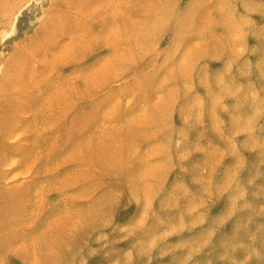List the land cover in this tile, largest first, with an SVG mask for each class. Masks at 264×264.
Here are the masks:
<instances>
[{"label": "rangeland", "instance_id": "rangeland-1", "mask_svg": "<svg viewBox=\"0 0 264 264\" xmlns=\"http://www.w3.org/2000/svg\"><path fill=\"white\" fill-rule=\"evenodd\" d=\"M0 264H264V0H0Z\"/></svg>", "mask_w": 264, "mask_h": 264}]
</instances>
